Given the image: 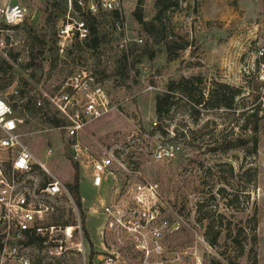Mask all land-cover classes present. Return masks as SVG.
<instances>
[{
    "label": "rangeland",
    "instance_id": "1",
    "mask_svg": "<svg viewBox=\"0 0 264 264\" xmlns=\"http://www.w3.org/2000/svg\"><path fill=\"white\" fill-rule=\"evenodd\" d=\"M13 1H19L27 9L26 21L36 33L42 35L50 32L44 25L50 11L46 0ZM57 1L60 7L55 8L53 13L55 28L65 6L64 0ZM154 1L143 0L144 19L151 17ZM3 2L4 0H0V5ZM136 3L137 0H123L122 16L126 22L125 34L129 38L136 36L139 28L132 14ZM258 10H264V0H180L178 7L169 10L166 15L170 28L187 42L185 50L177 51L178 57L169 61L164 50L156 48L152 59L142 58L135 66L138 71L136 79L127 81L125 85L117 86L113 79L104 80L113 108L87 125L82 134L84 142L112 151L124 166L134 168L132 161L139 162L137 167L142 178L159 184L162 194L164 193L163 203L170 208L169 218L177 225L168 241L172 250H186L188 259L185 264H211L213 260L229 264L226 257L237 264H264V133L259 137L254 154H247L241 148L222 151L219 148L222 137L220 138L218 130L223 129L222 136H226V139L238 136L237 131L232 130L237 122L236 117L227 115L223 110L201 106H195L192 110V102L178 93L175 94L176 103L163 120L159 122L155 115L157 101L169 93L168 84L176 83L182 77H198L201 83L195 82L204 93L215 82L243 87V94L236 99V116L244 110L240 103L245 102L251 107L254 95L258 92L260 100L263 98L261 102L264 107V81L258 77L256 61V52L264 37V12H257ZM102 20L106 21V27L112 25L108 20ZM14 32L15 30L13 34ZM120 33L114 28L113 39L102 47L101 55L106 54L111 59L119 53L117 45L122 38ZM18 40H21L20 36L14 37V41L22 43ZM12 48L20 53L21 60L15 63L8 60L12 69L6 76L10 78V85L20 86L21 77H27L20 65L27 58L21 45ZM3 55L5 56L3 51H0V56ZM91 61L93 63L94 59ZM43 64L44 74L38 83L31 84L25 101L29 97L36 99L42 93H51L53 87L68 73L62 71L66 67L58 59L55 67L50 68L48 61ZM5 89L6 87L2 88L1 96L5 95ZM15 110L24 118L26 135L21 141L65 185L71 183L74 168L67 154L62 152L64 136L52 129L42 113L27 109L23 111L22 107H15ZM48 113L53 116L52 111ZM159 123L164 126L167 135H162L156 129ZM176 132L184 133L185 137L179 136L175 140L180 149L174 158L171 161H154L150 156L152 148L169 142ZM47 148H51L53 154L46 155ZM213 148L217 151L209 150ZM0 159H5L2 152ZM229 167L233 168L234 175H239L237 178H231ZM207 168H211V176L205 172ZM35 171L41 173L37 167ZM245 171L251 174V181L246 182ZM220 188H224L228 194L238 196V201L230 208L225 207L224 198L218 194L217 190ZM98 193L105 198L107 188L98 192L88 178L80 181V195L85 201L84 247L87 255L91 244L95 250H99L102 244L100 234L104 216L86 212V208L97 199ZM200 202L209 205L207 207L223 226L230 224L231 229L243 227L244 233L240 237L245 238L241 241L244 246L242 254L237 245L223 239L216 247L205 241L203 229L196 221V207ZM58 208V213L60 210L65 212L64 219L70 215L65 199L59 202ZM69 217L72 220L71 215ZM233 233L235 234V230ZM253 234L256 244L251 255ZM30 253L33 261L43 254L36 249H31ZM60 264H81V261L78 255H70L61 260Z\"/></svg>",
    "mask_w": 264,
    "mask_h": 264
},
{
    "label": "built area",
    "instance_id": "2",
    "mask_svg": "<svg viewBox=\"0 0 264 264\" xmlns=\"http://www.w3.org/2000/svg\"><path fill=\"white\" fill-rule=\"evenodd\" d=\"M123 0H66L65 10L56 24L58 62L66 67L61 82L51 93H42L35 106L60 121L52 129L64 136L63 151L79 170V183L85 178L98 192L106 187V197H98L86 212L104 216L101 230V247L90 253L84 247V219L61 179L41 163L21 141L24 118L14 108H24L19 98V86L8 85L1 96L0 87V264H34L26 244L30 236H37L40 251L47 263L55 264L70 255H78L81 264H185L186 250H172L168 241L177 225L169 218L170 208L164 205L161 188L155 181L142 178L140 171L124 166L112 151L100 149L83 141L87 125L106 115L113 108L109 94L99 79L95 63L88 58L72 60L74 45H83L89 37L87 17L114 22L122 35L118 49L141 39L126 36V22L122 16ZM117 11L118 21L110 16ZM27 9L19 1L4 0L0 5V51L17 43L13 28L26 21ZM112 19V20H111ZM113 29H110V31ZM264 57V37L257 49ZM100 62L113 58L101 55ZM21 58H18L20 61ZM258 77L264 81V61L259 63ZM180 149L178 144L165 142L153 147L150 156L154 161H171ZM53 154L47 148L46 155ZM41 173H37L35 168ZM68 202L72 220L66 225L51 222L57 215L59 202ZM82 204L85 201L81 196ZM85 208V207H84ZM88 256V258H87Z\"/></svg>",
    "mask_w": 264,
    "mask_h": 264
},
{
    "label": "trees",
    "instance_id": "3",
    "mask_svg": "<svg viewBox=\"0 0 264 264\" xmlns=\"http://www.w3.org/2000/svg\"><path fill=\"white\" fill-rule=\"evenodd\" d=\"M180 0H155L152 4V15L148 19H144V10L142 7L143 0H137L136 6L132 11V14L139 24L136 37L141 39V43L130 42L126 48L119 49V53L113 55V60L106 65V63L100 62L99 56L101 55V49L103 46L107 45L113 39V30L115 28L114 22L106 27L104 20H98L95 17H87L86 20L89 26V37L83 41V45L75 44L73 49L68 53L73 54L72 60L83 59L86 63L88 58L94 59L95 68L99 79L103 82L104 80L113 79L117 83V86H122L129 80H135L138 71L135 66L139 64L142 58L152 59L157 51L156 48H162L166 54L167 60L173 61L178 55L177 51L185 50L188 45L187 42L174 32L173 28H170L169 20L167 17V12L172 11L174 7H178ZM66 7V0H64ZM47 7H50L44 25L50 31L49 33H44L42 35L35 32L33 26L27 21L16 25L13 28L15 30L13 38L21 37L23 41L22 50L25 51L27 61L20 65L21 69L25 71L27 77H21V84L19 86V98L24 99V108L27 110H32L35 112L42 113L45 120L50 123L53 127L59 125L60 121L53 116H50L48 112H43L42 109L35 106V99L33 97L27 98L25 101L26 93L28 89H31L32 83H38L44 74V61H48L50 68L55 67L57 62V48H56V30L54 15L55 8L60 7L57 0H46ZM264 15V13H263ZM110 16H113L114 21H118L120 15L117 11L112 12ZM57 20V18H56ZM112 20V19H111ZM264 22V20H263ZM100 26H105L103 29ZM112 38V39H111ZM15 48H10L5 51V56H0V87L5 88L11 84L10 78L8 79L7 72L12 69V64L18 61L20 56L19 52L14 50ZM105 50V49H104ZM11 62H9V61ZM257 69H259V63L264 61V57H257ZM109 68V69H108ZM66 68H62V71H66ZM135 70V71H133ZM133 71V72H132ZM132 72V74H131ZM4 80V82H2ZM200 82L198 77L180 78L176 83L168 84L167 88L169 93L162 97L156 103L155 115L160 122L167 115L170 108L176 103L177 98L175 94H180L185 97L188 102H192V110L195 106H201L207 109H219L223 110L227 115H232L236 117L237 122L232 130L237 131L238 136L233 139H226V136H222L223 129H219L220 134V145L219 148L222 151H227L233 148H241L247 154H254L257 151L258 143L260 141L259 137L264 133V107L262 106L260 93L254 95V104L249 107L245 102H241L240 106L244 109L238 116H236V99L240 98L243 94V87L233 86L225 82H215L214 85L206 93L203 92L195 82ZM243 98V97H241ZM15 108V106H14ZM162 135H167L164 126L159 123L156 127ZM234 132V131H233ZM151 133V132H150ZM185 137L184 133H175L172 138H170L171 143L177 144L176 139ZM249 141V143H248ZM217 148V147H215ZM209 149L211 152L217 151V149ZM133 170L138 169L139 162H133ZM135 163V164H134ZM74 176L71 183L66 184V188L71 194L75 205L77 206L81 217L84 219V208L82 204V199L80 195L79 188V171L75 164H73ZM229 174L234 178V170L229 167ZM209 176H211V168L205 170ZM246 182L252 180V176L248 171L244 172ZM221 198H224V205L230 208L235 202L238 201V196L228 194L224 188L217 190ZM162 194V192H161ZM169 196V192L167 193ZM164 199V193L162 194ZM213 198V196L211 197ZM207 201V200H206ZM209 206L205 202L198 203L196 207V221L197 224L203 229V237L205 241L212 247H216L220 240L223 239L226 242L233 243L238 246L240 253L242 254L244 246L242 240L240 239L242 233H244L243 227L230 228V224L223 226L221 222L217 221L214 213L211 212ZM65 212L61 211L51 217V222L66 225L70 222V215L64 219ZM255 223L253 224V230H255ZM235 230V234L233 233ZM252 232V230H251ZM84 233H86L84 231ZM252 247L250 253L255 250L254 246L256 244L255 235L251 237ZM26 244L32 245L34 250L40 252V241L37 236H30L26 241ZM254 256V255H253ZM33 259V256H32ZM229 264H237L226 257ZM45 256H37L34 259V264H50L46 262ZM55 264H60L61 260H56ZM211 264H221L219 261L213 260Z\"/></svg>",
    "mask_w": 264,
    "mask_h": 264
},
{
    "label": "crops",
    "instance_id": "4",
    "mask_svg": "<svg viewBox=\"0 0 264 264\" xmlns=\"http://www.w3.org/2000/svg\"><path fill=\"white\" fill-rule=\"evenodd\" d=\"M257 12H264V10H261V11H260V10H258ZM79 188H80V183H79Z\"/></svg>",
    "mask_w": 264,
    "mask_h": 264
}]
</instances>
